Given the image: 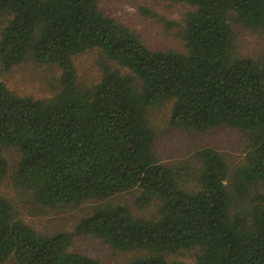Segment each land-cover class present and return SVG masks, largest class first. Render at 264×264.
Masks as SVG:
<instances>
[{
    "label": "trees",
    "instance_id": "trees-1",
    "mask_svg": "<svg viewBox=\"0 0 264 264\" xmlns=\"http://www.w3.org/2000/svg\"><path fill=\"white\" fill-rule=\"evenodd\" d=\"M171 1L191 6L182 51L152 48L100 0H0L3 69L27 60L62 69L60 89L46 98L0 81V184L10 170L4 147L13 146L15 184L41 206L101 201L74 230L46 234L0 192V263L99 264L70 249L87 234L149 250L125 264H264V60L240 53L231 21L263 29L264 0ZM93 48L107 60L96 83L81 85L74 56ZM172 99L174 125L240 131L244 161L232 169L210 146L183 164L161 161L149 108ZM131 190L139 206L157 200V215L109 201ZM192 248L191 263L162 254Z\"/></svg>",
    "mask_w": 264,
    "mask_h": 264
},
{
    "label": "rangeland",
    "instance_id": "rangeland-1",
    "mask_svg": "<svg viewBox=\"0 0 264 264\" xmlns=\"http://www.w3.org/2000/svg\"><path fill=\"white\" fill-rule=\"evenodd\" d=\"M100 5L108 13L131 27L155 49H185L183 15L191 9L185 2L171 0H100ZM143 10L149 13L143 12ZM237 33L238 50L257 60H264V28L253 29L234 19L231 20ZM107 60L101 49L93 48L74 56L78 82L81 85L96 83L103 72L102 63ZM61 67L57 64H43L27 60L9 70L0 63V81L21 94L35 97H51L60 89ZM174 101L167 100L149 108V117L157 133L155 149L161 161L169 164L185 163L204 147H215L227 158L230 168L241 164L246 156L247 139L235 128L227 125L207 130L186 129L171 123ZM10 161V170L0 184V192L13 202L18 214L31 223L34 228L46 234L61 230H74L76 223L94 210L101 201H86L82 205L66 209L41 206L30 192L23 191L15 184L14 177L21 159L20 151L13 146L4 147ZM193 177L187 179L192 180ZM193 182V181H192ZM264 194V184L259 189ZM139 190H131L115 196L109 201L127 203L137 216L152 217L158 213V201L153 200L145 206L136 203ZM71 250L88 253L99 264H125L131 259L150 254L147 249L124 250L112 246L103 239L76 234ZM168 259L193 262L196 249H181L177 252H163ZM0 264H18L14 257Z\"/></svg>",
    "mask_w": 264,
    "mask_h": 264
}]
</instances>
